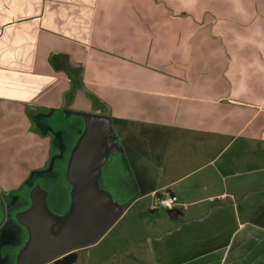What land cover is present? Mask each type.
<instances>
[{"label": "crops", "instance_id": "1", "mask_svg": "<svg viewBox=\"0 0 264 264\" xmlns=\"http://www.w3.org/2000/svg\"><path fill=\"white\" fill-rule=\"evenodd\" d=\"M77 88L113 125L137 127L115 128L102 168L122 213L94 244L44 264H264V0H0V229L21 237L11 264L36 188L55 216L70 208L44 187L56 162L66 180L69 136L83 134L66 113ZM30 114L45 131L13 186L8 146L35 128ZM164 191L177 205L153 210Z\"/></svg>", "mask_w": 264, "mask_h": 264}, {"label": "water", "instance_id": "2", "mask_svg": "<svg viewBox=\"0 0 264 264\" xmlns=\"http://www.w3.org/2000/svg\"><path fill=\"white\" fill-rule=\"evenodd\" d=\"M67 116L84 120L66 169L71 185L70 208L64 216L49 212L46 196L36 188L30 207L17 220L27 227L29 239L20 251L17 264H44L62 254L97 242L122 213V205L100 186L102 168L115 151L113 121L92 109L83 88H77Z\"/></svg>", "mask_w": 264, "mask_h": 264}, {"label": "rangeland", "instance_id": "3", "mask_svg": "<svg viewBox=\"0 0 264 264\" xmlns=\"http://www.w3.org/2000/svg\"><path fill=\"white\" fill-rule=\"evenodd\" d=\"M191 8H192L191 6H186V12H187V9H191ZM154 11H155V14L158 13V11L155 8H154ZM210 22H211V20H210L209 16H207L206 17V24L208 25ZM149 24H151V27L157 28V29H161V26H162L161 22H159V20H157V19L156 20L154 19V21L149 22ZM100 87L103 88V86H100ZM29 116H32L31 118H29L30 119L29 121L32 123L34 122L33 125L35 126V128H25V130H26L25 137L26 138H23V134L20 133V134H18V136L11 138V140L9 142V146H8V149L10 150V152H9V156H10L9 157V166L7 164L4 165V168H5L4 172L6 173V171H7L9 173L10 177L11 176L15 177V179L11 181V182L14 181L13 186H16V185L22 183L24 181L23 180L24 175L27 179L30 177L29 168L33 167V166H31L30 162L32 159H34V157L31 155V153H30L31 148H29V147L31 144L37 143L38 137L39 136L41 137L45 131V128H42L39 117H35V114H30ZM115 128H137V127L136 126L134 127L133 125H130V124L128 126H124V124H122V127H120L118 125H112V128H111L112 132L110 135H112V136L115 135V132H117V131H115L116 130ZM138 128H140V127H138ZM11 129H13V128H11ZM83 129L84 128H82V131H83ZM49 135L53 136V142L50 143L52 145L50 147L51 153H52V156H54L53 160H58L55 157L58 156L57 154H60V150H58V148H57L58 144H57V140H56L59 137L57 135H54L53 130L51 133L49 132ZM68 140H69V143L71 142V144L73 141H74L73 143L75 145L77 143L76 136H73L72 138H71V136H69ZM58 141H59V143L61 142L60 138L58 139ZM144 142H145V140H144ZM17 144H19L20 147L23 144H25V147L24 148H17V147H15ZM18 156L22 158L21 160H24V164L22 166H17V164H16ZM56 163H55V165H52L51 168L48 167L50 169V171L47 173V178H50L49 179L50 182L48 183V185H46L44 187V189L47 190V192L49 194H51L52 196L58 195V193L61 192L60 197H64V201L66 203V201L68 200V197H69V196H67L65 198V195L68 192V186L65 183L66 180L64 178V167H65L66 161L63 163H60V164H56ZM7 166H8V168H7ZM41 169H42V166H41ZM54 177H56L57 180H55ZM105 183L106 182L104 181V176H103L101 181H100V186L103 187V189L105 187ZM69 199H70V197H69ZM12 230L13 229H10V227L5 228V229H0V264H11L12 262L9 263V261H8L9 259H7L5 256L9 255L10 253L16 254L15 246L18 247V245H20L19 243H20L21 237L20 238L18 237L17 242H16V240L13 237L16 235L17 232H15V235L13 237H11ZM14 230H15V228H14Z\"/></svg>", "mask_w": 264, "mask_h": 264}, {"label": "built area", "instance_id": "4", "mask_svg": "<svg viewBox=\"0 0 264 264\" xmlns=\"http://www.w3.org/2000/svg\"><path fill=\"white\" fill-rule=\"evenodd\" d=\"M168 197L174 199L173 200V206H172V208H174L177 205V198L175 196H173L172 194H170L169 192H165L164 191V192L160 193L159 196L155 197L152 209L153 210H171L172 208H170V209L169 208H165L159 203V201L161 199H167Z\"/></svg>", "mask_w": 264, "mask_h": 264}, {"label": "trees", "instance_id": "5", "mask_svg": "<svg viewBox=\"0 0 264 264\" xmlns=\"http://www.w3.org/2000/svg\"><path fill=\"white\" fill-rule=\"evenodd\" d=\"M75 261V255L71 254L67 257H64L60 259L59 261H56L57 264H72Z\"/></svg>", "mask_w": 264, "mask_h": 264}, {"label": "clouds", "instance_id": "6", "mask_svg": "<svg viewBox=\"0 0 264 264\" xmlns=\"http://www.w3.org/2000/svg\"><path fill=\"white\" fill-rule=\"evenodd\" d=\"M173 198H170V197H168L167 199H161L160 201H159V203L163 206V207H165V208H172V206H173Z\"/></svg>", "mask_w": 264, "mask_h": 264}]
</instances>
